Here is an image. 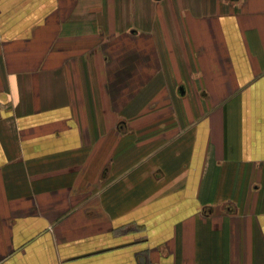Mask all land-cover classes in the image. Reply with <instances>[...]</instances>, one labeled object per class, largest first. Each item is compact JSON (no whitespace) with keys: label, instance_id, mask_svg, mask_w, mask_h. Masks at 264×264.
I'll return each mask as SVG.
<instances>
[{"label":"crops","instance_id":"obj_1","mask_svg":"<svg viewBox=\"0 0 264 264\" xmlns=\"http://www.w3.org/2000/svg\"><path fill=\"white\" fill-rule=\"evenodd\" d=\"M0 264H264V0H0Z\"/></svg>","mask_w":264,"mask_h":264}]
</instances>
